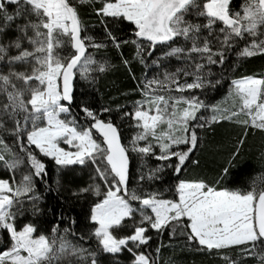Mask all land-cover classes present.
<instances>
[{
    "label": "snow or ice",
    "instance_id": "obj_1",
    "mask_svg": "<svg viewBox=\"0 0 264 264\" xmlns=\"http://www.w3.org/2000/svg\"><path fill=\"white\" fill-rule=\"evenodd\" d=\"M110 49L136 82L120 95L139 98L93 108ZM256 57L264 0H0V264H264V147L259 176L225 183L264 136ZM223 122L241 129L225 166L187 177Z\"/></svg>",
    "mask_w": 264,
    "mask_h": 264
},
{
    "label": "trees",
    "instance_id": "obj_2",
    "mask_svg": "<svg viewBox=\"0 0 264 264\" xmlns=\"http://www.w3.org/2000/svg\"><path fill=\"white\" fill-rule=\"evenodd\" d=\"M85 19L89 20L90 18L85 15ZM90 22L96 23L94 18H91ZM94 31L100 33L101 29L98 24ZM123 51L126 57H130L133 54L132 49L129 46H125ZM107 55L118 67L106 77L100 79L96 86L98 91L89 89L85 85L84 88L87 91L86 98L93 108H100L101 106L108 105L115 107L117 103H128L130 105L133 99L139 97L135 94L131 97H124L121 96L120 93L133 89L136 86V82L131 79L126 68L120 63L121 58L115 49H110ZM133 68L136 75L139 76L141 74L140 66L134 65ZM262 68H264V58L256 57L253 58L243 70L250 74L253 70L259 72ZM77 95L79 97L80 92H78ZM225 95L226 89H221L219 93L215 94L216 100H222ZM114 97L116 98L115 100L113 99ZM240 133L241 129L228 122H223L215 126V131L208 133L204 147L195 153V156L201 161L200 166L198 168L193 167L189 169L185 175L189 178H203L207 181L213 180L219 174L222 167L225 166L232 146ZM132 134L133 129L125 126L122 132L124 142H127V138ZM262 147H264V136L257 134L248 138L247 149L245 151L246 162L231 169L230 175L225 179V183L228 186H235L236 182H239L240 185L247 184L260 175L261 168L258 162V156ZM152 163L155 164L157 162L152 161ZM0 176L6 178V174L3 171H0ZM48 179L50 182H54L55 180V173L54 169L51 167V163H49ZM88 179L87 172H78L74 176L68 177L72 187H75L76 185L83 186L88 182ZM167 179H170V177H166V181ZM133 186L135 185L133 184ZM53 203H55V201H53ZM81 226V224H78L77 228ZM164 240L165 243L168 242L167 235ZM163 254L166 259L171 253L168 248H165L163 249ZM179 258L180 264H225L220 258L209 256L203 252L186 250L179 253ZM247 264H254V261L249 259Z\"/></svg>",
    "mask_w": 264,
    "mask_h": 264
}]
</instances>
